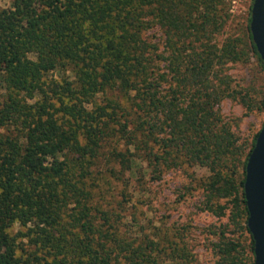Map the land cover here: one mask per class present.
<instances>
[{
  "label": "trees",
  "instance_id": "trees-1",
  "mask_svg": "<svg viewBox=\"0 0 264 264\" xmlns=\"http://www.w3.org/2000/svg\"><path fill=\"white\" fill-rule=\"evenodd\" d=\"M252 1L242 46L236 37L213 41L225 23L221 0H12L0 9V128L16 130L0 133V264L157 263L141 244L109 246L77 173L116 135L136 151L111 153L128 171H140L141 161L154 172L161 164L206 166L204 209L223 215L230 207L253 254L243 184L259 130L239 153L215 108L227 93L211 83L216 66L247 53L264 71L249 31ZM153 25L165 33L168 56H153L142 37ZM155 58L168 61L167 94ZM66 66L71 78L46 80ZM108 92L121 93L127 106ZM259 106L264 111V90ZM72 201L76 208L63 219ZM14 221L32 225L33 249L17 252L7 232ZM238 245L222 242V264H235Z\"/></svg>",
  "mask_w": 264,
  "mask_h": 264
},
{
  "label": "rangeland",
  "instance_id": "rangeland-1",
  "mask_svg": "<svg viewBox=\"0 0 264 264\" xmlns=\"http://www.w3.org/2000/svg\"><path fill=\"white\" fill-rule=\"evenodd\" d=\"M11 1L0 0V9L9 8ZM250 3L251 0H221L218 8L222 7L225 23L213 35L217 45L228 36L238 38L240 46L244 45ZM142 37L153 56H168L166 37L161 27H148ZM154 64L160 72L167 74L169 81L162 84L164 94H167L171 78L168 61L155 58ZM65 77H72L68 66L45 75L47 81H60ZM211 83L229 93L215 105L219 123L233 134L239 153L246 152L253 134L264 120V111L259 106L264 90L263 69L257 59L247 53L241 60L216 66L211 74ZM101 96L98 94L96 101H101ZM104 96L114 97L122 106H127L126 97L121 93L108 92ZM29 103L34 102L30 100ZM88 106L92 107L91 104ZM12 129L16 132L14 126L6 124L0 128V133L6 134ZM118 136L108 137L101 145L98 157L92 163L85 162L83 170L76 167L77 173L83 174V186L90 191L88 204L91 213L96 223L102 224L104 239L108 240L109 246L115 244L112 241L115 239L141 244L148 254L156 256V264H222V242H234L239 244L235 264H253L249 234L231 221L230 207L224 210L223 215L204 209V183L210 176L206 166L197 163L161 164L154 172L152 165L141 161L140 171H128L111 153L113 150H135L132 144L128 145ZM74 208L73 201L65 205L63 219ZM104 216L108 220L103 219ZM30 226L14 221L7 228L16 242L18 253L25 252L22 249L29 251L34 248L30 244L31 236L27 235Z\"/></svg>",
  "mask_w": 264,
  "mask_h": 264
},
{
  "label": "water",
  "instance_id": "water-1",
  "mask_svg": "<svg viewBox=\"0 0 264 264\" xmlns=\"http://www.w3.org/2000/svg\"><path fill=\"white\" fill-rule=\"evenodd\" d=\"M249 31L264 64V0H253ZM247 227L253 239V264H264V120L245 164L243 184Z\"/></svg>",
  "mask_w": 264,
  "mask_h": 264
}]
</instances>
